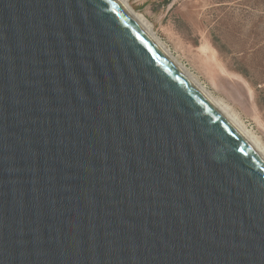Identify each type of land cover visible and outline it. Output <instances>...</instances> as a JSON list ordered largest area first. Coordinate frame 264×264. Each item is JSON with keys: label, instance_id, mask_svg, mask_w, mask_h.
<instances>
[{"label": "water", "instance_id": "95a60500", "mask_svg": "<svg viewBox=\"0 0 264 264\" xmlns=\"http://www.w3.org/2000/svg\"><path fill=\"white\" fill-rule=\"evenodd\" d=\"M0 264H264V160L116 0H0Z\"/></svg>", "mask_w": 264, "mask_h": 264}, {"label": "rangeland", "instance_id": "374dc122", "mask_svg": "<svg viewBox=\"0 0 264 264\" xmlns=\"http://www.w3.org/2000/svg\"><path fill=\"white\" fill-rule=\"evenodd\" d=\"M264 148V0H125Z\"/></svg>", "mask_w": 264, "mask_h": 264}, {"label": "bare ground", "instance_id": "6f19581e", "mask_svg": "<svg viewBox=\"0 0 264 264\" xmlns=\"http://www.w3.org/2000/svg\"><path fill=\"white\" fill-rule=\"evenodd\" d=\"M145 34L158 46V48L173 62V64L188 78V80L203 94V96L217 109V111L230 123V125L243 137V139L264 160V148L258 138L239 121L237 114L230 110L220 99L211 95L175 58L171 56L164 45L151 33L146 21L141 15L135 13L125 0H116Z\"/></svg>", "mask_w": 264, "mask_h": 264}]
</instances>
